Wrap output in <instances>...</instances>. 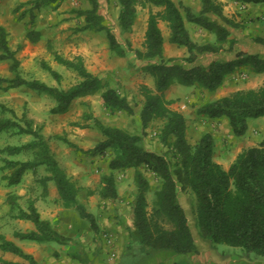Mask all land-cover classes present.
<instances>
[{
  "label": "trees",
  "instance_id": "16d2710c",
  "mask_svg": "<svg viewBox=\"0 0 264 264\" xmlns=\"http://www.w3.org/2000/svg\"><path fill=\"white\" fill-rule=\"evenodd\" d=\"M63 1L27 0L17 5L14 12L24 7L19 19L30 16L32 25L27 29V37L31 42H38L41 39V32L34 27L37 17L35 11H41L46 7L57 10ZM90 1L92 3L90 8L73 10L76 16L84 17L85 20L79 30L105 32L112 52L125 56L134 51L139 59L147 61L146 70L154 78L155 89L147 85L142 86L145 100L140 119L144 128L153 120H161L163 122L161 139L170 147L168 154L151 151L144 147L142 135L106 125L92 113L85 114L86 119H91L103 136L94 148L88 150L89 153L98 155L110 151L112 158L109 167L113 171L129 168L136 171L138 189L133 206V224L127 227L131 241L137 242L146 252L168 250L176 254L197 253L198 245L186 209L179 198V192L182 190L190 191L195 196L197 225L202 236L212 246L226 244L240 247L246 258L264 257V140L258 145L244 148L226 169L214 158L213 134L205 132L196 143L190 142L187 137L185 114L172 108L170 106L172 102L165 97V91L175 83L215 92L223 85L228 75L243 66H249L255 73H263L264 56L260 53L238 51L233 58L214 59L208 64L198 63L200 55L218 53L226 42L234 45L233 40L229 39L231 31L228 26L236 23L224 13V3L221 0H200L199 10L178 4L175 0H118L120 6L118 26L122 33L132 30L138 15V4L143 7L162 8L156 12L150 11L143 50H132L130 46L122 43L100 14L99 1ZM234 1L264 3V0ZM161 21L166 22L170 29L169 41L179 47H185L188 56L185 58L164 56ZM187 22L215 35L216 40L203 43L195 41ZM52 53L55 61L79 75L80 80L77 83L65 89L50 85L41 79L24 77L20 60L10 46L9 32L0 25V61L8 62L14 74L12 78L0 76V90L27 87L39 94L49 95L55 100V105L50 109L52 114H64L70 110L74 100L98 92L101 93L104 107L111 113H135V107L127 96L108 80L91 72L82 55L67 58L55 50ZM42 67L58 82L62 80V74L46 61H42ZM1 106L15 115L13 109ZM196 112L212 119L226 118L234 135L242 136L249 128L250 119L264 116V84L258 88L238 89L229 95L209 100L198 106ZM22 120L25 121L23 125L12 118L0 119V133L13 129L15 135L27 134L33 137L25 144L0 148V153L8 152L10 155L25 150H32L35 154V158L31 160L21 161L13 158L6 160L5 165L15 169L12 174L4 177L8 185L20 183L28 170L44 165L50 172V176L44 181H55L65 207L77 211L80 218L88 221L94 231H98L99 225L95 216L88 212L86 206L79 200L81 188L60 165L41 127H35L33 120L25 116ZM63 140L69 146L79 149L70 139L65 137ZM144 170L162 180L152 213L148 212L147 192L150 182ZM99 194L106 199L117 197L118 188L112 173L102 176ZM8 200L12 207L18 210L17 218L30 220L35 226L29 231H16L15 237L38 243L69 244L71 238L56 230L49 220L43 219L32 201L25 210L19 204L16 194H10ZM166 223L170 226L167 227ZM0 249L18 255L30 264H41L34 255L27 253L2 233ZM0 264L19 263L0 259ZM172 264L189 263L176 261Z\"/></svg>",
  "mask_w": 264,
  "mask_h": 264
},
{
  "label": "rangeland",
  "instance_id": "374dc122",
  "mask_svg": "<svg viewBox=\"0 0 264 264\" xmlns=\"http://www.w3.org/2000/svg\"><path fill=\"white\" fill-rule=\"evenodd\" d=\"M24 1L27 0L21 2ZM98 1L100 14L104 16L106 24L112 28L117 38L125 45L130 46L132 50H143L150 11L156 12L162 8L143 7L138 4V15L132 30L122 33L118 26L120 10L118 0ZM18 2L19 0L10 1L13 8L17 7ZM175 2L190 6L194 10L201 8L200 0H175ZM91 6L90 0H64L57 10H53L51 7L43 8L41 11L36 10V25L33 26L36 28L41 26L45 37L38 42H31L28 39V44L23 46L24 52L20 58L22 75L29 79H41L50 85L66 89L77 83L80 77L74 70L55 61L52 52L55 50L67 58L82 55L91 72L104 80H108L122 94L127 96L135 107V113H111L104 107L101 93L98 92L86 97L87 99H77L70 110L64 114H52L50 109L55 105V100L52 97L22 87L27 91L28 102L34 115L39 118L37 119L39 123L37 127H40L41 124V131L60 165L66 172L69 171L71 179L83 190L82 199H80L87 211L95 216L99 225L98 231H94L88 221L80 218L77 211L70 209L72 214L69 221L72 222L74 228H69V230L75 237H72L70 233L71 241L69 244H63L65 246L56 249L54 254L49 249L51 247L45 250H37L40 263L157 264L164 262L172 264L180 261L189 264H264V257L246 258L240 247L226 244H218L217 247H214L205 240L197 225L196 198L190 191L181 190L179 198L186 209L198 245L197 253L176 254L168 250L146 252L137 242L131 241L127 227L133 224V206L138 189L135 178L136 171L134 168L113 171L109 167L112 158L110 151L98 155L89 153L88 150L94 148L103 136L99 129L93 125L94 122L91 119H86L85 114L92 113L106 125L142 135L144 147L151 151L168 154L170 147L164 144L161 139L163 128L161 120H153L147 128H144L140 119L141 108L145 100L142 86L147 85L155 89L154 78L146 70L147 61L139 59L134 51H130L125 56L112 52L105 32L79 30L84 25L85 20L84 17L76 16L73 10L88 9ZM260 7L262 8L261 15H254L252 9L235 8L234 12L227 11V16L236 23V25L228 26L231 31L229 39L233 40L234 45L231 46L229 42H226L223 49L218 53L200 55L198 63L208 64L214 59L232 58L238 51L260 53L264 56V8ZM29 17L28 15L25 18L27 28L32 25ZM187 26L193 39L197 42H214L216 40L215 35L201 30L193 23L187 22ZM160 27L166 37H164V56L166 58H185L188 56L189 53L185 47H179L169 41L170 29L168 25L165 22H160ZM50 37L51 41L49 40ZM42 61H46L62 74L63 77L60 82L42 67ZM238 70L234 72L230 80H227L215 92H209L197 86L190 87L176 83L173 84L174 87L170 86L165 91V97L172 102L170 106L172 108L178 106L185 113L189 141L196 143L203 133H212L217 140V142L215 141L216 157L226 160V163L231 158V145H233L229 122H224L226 118L212 119L198 115L196 109L209 100L231 94V89L257 87L264 81V72L263 74L255 73L249 66H243ZM178 85L182 89H178ZM2 95V91H0V97ZM23 124H25L24 120ZM75 124L84 126V128ZM13 132V129H9L0 133V146L21 145L33 138L31 135H15ZM254 135L256 138H260L258 130L254 132ZM65 137L76 143L79 149L66 144L63 140ZM223 153L227 154V157H223L221 155ZM9 158L26 161L35 158V154L32 150H25L16 155H10L8 152L0 153V180L15 170L5 165ZM36 170L29 178L45 180L46 177H43L46 171L45 166H39ZM110 173L115 177L118 195L116 198L106 199L101 197L99 190L102 188V176ZM144 174L150 182L147 200L148 212L152 213L157 197L156 193L161 188L162 180L146 170H144ZM89 191H93V193H88ZM7 201L9 200L7 199ZM16 225L17 227L21 226L18 222ZM166 226L170 225L166 223ZM1 229L9 235H14L11 232L12 228L4 224L0 226ZM21 241L25 244L32 243L29 240ZM132 255L134 256L132 257ZM22 260L30 264L29 261Z\"/></svg>",
  "mask_w": 264,
  "mask_h": 264
},
{
  "label": "crops",
  "instance_id": "0c3cea01",
  "mask_svg": "<svg viewBox=\"0 0 264 264\" xmlns=\"http://www.w3.org/2000/svg\"><path fill=\"white\" fill-rule=\"evenodd\" d=\"M10 1L11 0H0V25L4 26L9 32L10 46L12 50L16 52V57L20 60L22 56V52H24L22 50L23 46L28 44L29 42L28 41L29 38L27 37V29H28L27 27L28 26H26L25 18L24 19L18 18L22 9L18 12H14L15 8H13V5H11ZM21 1L22 0H19L18 4L21 3ZM221 1L224 3V13L226 15H228L227 11L234 12L235 8L252 9L254 15H261L262 8L260 6L264 8V3H261V4L242 3V2L234 1V0H221ZM230 7H231V10H229ZM38 27L37 28L35 27V28L41 32L40 40L42 41L45 37V34L43 33V28L41 26H38ZM49 40H51V37ZM233 74L234 73L227 76L223 85L227 82V80L231 79ZM261 74H258V75H261ZM0 76L4 78H12L14 76L13 72L10 69L9 63L6 61H0ZM263 84H264V81L261 82V84L258 85L257 87L252 86L251 88H258ZM171 87H174V86L171 85ZM178 89H182V88L178 85ZM238 89H241V88H236L233 90L231 89V91L234 92ZM0 91H2V94H3L2 97H0V119L12 118V119L18 120L19 123L23 125L22 118L25 116L26 118L33 120L35 127L38 126L39 123L37 119L39 118H37V116L34 115L32 111L30 103L28 102L27 91L25 89H22V87H18V88L9 89L7 91L5 90H0ZM22 92L24 95L23 97H22ZM89 96H92V95L84 96L78 99H84V98L87 99L86 97H89ZM73 103L71 104V107ZM1 105L6 106L9 109H13L15 111V115H13L10 111H7V110L6 112H4L5 110L2 108ZM174 109H177L181 111L182 113H184L178 106H176ZM57 115H61V114H57ZM226 121L228 123L227 119L224 120V122ZM40 127H41V124H40ZM257 130L259 131L260 138H256V136L254 135V132ZM263 140H264V116L250 119L249 128L244 135L236 136L234 135L231 129V142H233V145H231V158L229 159V161L226 163V160H222L220 157L217 158L216 152H215V160L221 163L226 169H228L231 163L236 158V156L244 148L258 145ZM26 141H27V138H26ZM215 141L217 142L216 138H215ZM11 145H14V144H11ZM3 147L5 146H0V148H3ZM221 155H223V157L224 156L227 157V154L225 153ZM36 171H37L36 169L28 170L26 172L27 174L25 173V175L23 176L24 179L21 180V182L16 185L9 186L8 181L6 179L0 180V223H1L0 226L4 224L5 226L12 228L11 232L14 235H9V233H7L5 230H2V229L0 230V233L4 234L8 239L16 242L27 253L34 255L36 260L40 262V260L38 259L39 256L36 253L37 250H45L51 247L49 249H51V252H53L52 254H54L56 249H61L65 245L59 244L56 242L38 243L35 241H32V243H29V244H25L23 243V241H21V239L15 237L16 231H29L31 229H34L35 226H34V223L30 220L21 219V218L16 217L18 210L13 208L10 202L7 201L9 195L16 194L18 196L19 204L25 210L28 209L29 204L32 201L34 203V206L37 208L38 212L40 213L41 217L43 219L49 220L56 230H58L60 233L66 236H69L71 233L69 228H74V226L72 222L69 221V218H71L70 216L72 214V210L70 211V209L72 208H67L63 204V201L60 197L59 189L55 181L54 180L44 181L41 179H37V180L30 179L29 177L32 176ZM67 174L71 176L69 171H67ZM48 176H50V172L46 170L44 172L43 177H48ZM82 193H83V190L81 189L79 192L80 201L82 199ZM16 222L20 223L21 226L17 227ZM71 236L75 237L73 233H71ZM51 245H54V246H51ZM0 259L7 260L12 263L28 264L22 260L23 259L22 257L15 255L11 252L3 251V250L2 251L0 250Z\"/></svg>",
  "mask_w": 264,
  "mask_h": 264
}]
</instances>
